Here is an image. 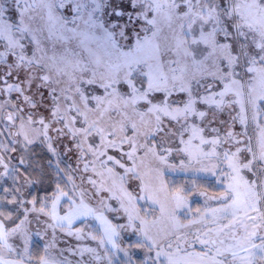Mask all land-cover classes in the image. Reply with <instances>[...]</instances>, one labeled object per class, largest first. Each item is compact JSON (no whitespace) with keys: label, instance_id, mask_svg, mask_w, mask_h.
Segmentation results:
<instances>
[{"label":"snow or ice","instance_id":"obj_1","mask_svg":"<svg viewBox=\"0 0 264 264\" xmlns=\"http://www.w3.org/2000/svg\"><path fill=\"white\" fill-rule=\"evenodd\" d=\"M0 264H264V0H0Z\"/></svg>","mask_w":264,"mask_h":264}]
</instances>
